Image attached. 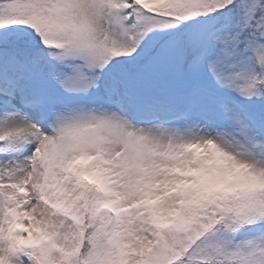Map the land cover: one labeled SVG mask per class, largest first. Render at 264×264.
<instances>
[{"label": "snow or ice", "instance_id": "6c2138e0", "mask_svg": "<svg viewBox=\"0 0 264 264\" xmlns=\"http://www.w3.org/2000/svg\"><path fill=\"white\" fill-rule=\"evenodd\" d=\"M0 264H264V0H0Z\"/></svg>", "mask_w": 264, "mask_h": 264}]
</instances>
